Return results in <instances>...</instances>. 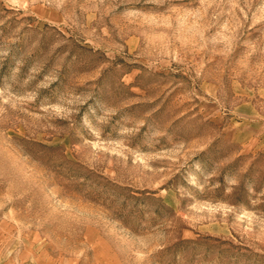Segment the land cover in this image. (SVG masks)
<instances>
[{
	"label": "rangeland",
	"instance_id": "1",
	"mask_svg": "<svg viewBox=\"0 0 264 264\" xmlns=\"http://www.w3.org/2000/svg\"><path fill=\"white\" fill-rule=\"evenodd\" d=\"M0 264H264V0H0Z\"/></svg>",
	"mask_w": 264,
	"mask_h": 264
}]
</instances>
